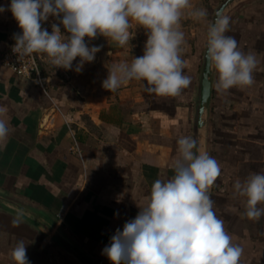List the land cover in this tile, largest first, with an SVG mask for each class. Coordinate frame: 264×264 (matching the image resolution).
Wrapping results in <instances>:
<instances>
[{
  "label": "crops",
  "instance_id": "1",
  "mask_svg": "<svg viewBox=\"0 0 264 264\" xmlns=\"http://www.w3.org/2000/svg\"><path fill=\"white\" fill-rule=\"evenodd\" d=\"M221 1L194 0V7L206 9L208 15L202 21L193 19L190 34L181 22L184 72L191 84L179 97L148 93L145 81L132 80L115 92L102 87L113 65L143 55L147 33L136 26L124 47L103 36L90 41L85 37L89 47L100 51L80 72L75 71L79 57L65 70L34 53L44 89L14 76L0 62V105L8 108L10 126L7 145L0 150V192L37 208L53 222V233L60 229L96 264H111L103 249L117 229L122 231L136 217L154 181L174 176L171 165L178 156V139H194L207 27ZM10 4L0 0L5 8L0 12V60L15 44L14 36L21 34ZM226 15V35L234 36L239 48L255 54L259 63L254 83L243 89L218 92L214 75L208 153L219 162L221 175L209 195L233 243L243 249L240 264H264V217L247 219L245 198L233 187L237 179L264 172V0L244 1ZM53 23L60 24V18L50 16L42 27L51 33ZM74 142L81 157L72 151ZM20 239L29 264H80L34 225L0 210V264H14L10 253Z\"/></svg>",
  "mask_w": 264,
  "mask_h": 264
},
{
  "label": "clouds",
  "instance_id": "2",
  "mask_svg": "<svg viewBox=\"0 0 264 264\" xmlns=\"http://www.w3.org/2000/svg\"><path fill=\"white\" fill-rule=\"evenodd\" d=\"M8 10L21 29L14 36L17 55L44 54L55 68L65 70H71L79 57L77 72L100 51L98 46L89 47L85 37L90 41L103 36L124 47L132 39L131 29L143 28L147 33L143 55L113 65L102 87L115 92L132 80L145 81V91L161 97H179L191 84L184 72L181 20L186 14L196 21L208 15L191 0H11ZM50 16L60 18V24L51 25V33L42 27ZM229 24V16L218 14L206 33L205 59L217 74L218 92L251 86L259 63L255 54L239 48L234 36L226 35ZM9 136L8 108L0 105V150ZM177 143L174 176L154 181L136 217L122 231L117 229L110 246L103 249L111 264H240L243 249L233 243L209 195L221 175L219 162L200 151L191 136H181ZM233 187L245 198L247 219L264 217V207H258L264 205V172L237 179ZM10 256L14 264H29L23 239Z\"/></svg>",
  "mask_w": 264,
  "mask_h": 264
},
{
  "label": "water",
  "instance_id": "3",
  "mask_svg": "<svg viewBox=\"0 0 264 264\" xmlns=\"http://www.w3.org/2000/svg\"><path fill=\"white\" fill-rule=\"evenodd\" d=\"M244 1L247 0H222L213 10L209 24L214 22L218 14L226 15L233 7ZM205 54L206 40L195 102L194 139L197 141V147L200 151L208 152L209 116L215 71L208 68ZM0 210L16 215L34 225L45 236H50L53 245L73 256L80 264H96L81 253L60 229H57L53 233V222L51 223L49 219H46L43 214L31 204H27V202L7 193L0 192Z\"/></svg>",
  "mask_w": 264,
  "mask_h": 264
},
{
  "label": "built area",
  "instance_id": "4",
  "mask_svg": "<svg viewBox=\"0 0 264 264\" xmlns=\"http://www.w3.org/2000/svg\"><path fill=\"white\" fill-rule=\"evenodd\" d=\"M14 45H12L6 53L2 54L0 60L1 64L8 68L14 76L23 79H29L34 83L33 85L44 89L45 81L40 74L36 55L32 54L30 56L20 57L13 51ZM72 151L81 157L75 142L72 147Z\"/></svg>",
  "mask_w": 264,
  "mask_h": 264
},
{
  "label": "rangeland",
  "instance_id": "5",
  "mask_svg": "<svg viewBox=\"0 0 264 264\" xmlns=\"http://www.w3.org/2000/svg\"><path fill=\"white\" fill-rule=\"evenodd\" d=\"M191 3H192V5H193V3H194V0H191ZM194 6V5H193ZM187 15V14H186ZM184 22L185 21V23L187 24V26H188V29H189V34H190V32H191V30H192V27H193V23H194V20L192 19V18H190V17H184L182 20H181V22ZM184 26V25H183Z\"/></svg>",
  "mask_w": 264,
  "mask_h": 264
}]
</instances>
